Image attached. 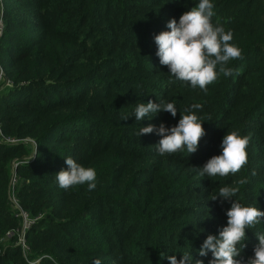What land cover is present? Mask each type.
I'll return each mask as SVG.
<instances>
[{
	"label": "trees",
	"instance_id": "trees-1",
	"mask_svg": "<svg viewBox=\"0 0 264 264\" xmlns=\"http://www.w3.org/2000/svg\"><path fill=\"white\" fill-rule=\"evenodd\" d=\"M211 2L212 23L231 30L243 58L205 93L171 76L154 42L199 0H0L1 82L10 83L0 87V135L19 139L0 140V264H170L184 253L208 264L211 252L198 250L226 226L231 204L211 200L220 187L246 177L233 199L264 211V0ZM149 100L174 103L177 115L136 121V105ZM195 103L206 133L195 153L160 155L157 134L137 135L175 126ZM234 130L250 136L247 165L200 176L193 167L219 155ZM67 157L96 170L94 190L58 186ZM12 172L31 218L24 249L8 201ZM245 231L247 258L264 218Z\"/></svg>",
	"mask_w": 264,
	"mask_h": 264
},
{
	"label": "clouds",
	"instance_id": "clouds-1",
	"mask_svg": "<svg viewBox=\"0 0 264 264\" xmlns=\"http://www.w3.org/2000/svg\"><path fill=\"white\" fill-rule=\"evenodd\" d=\"M213 9L211 0H199L196 6L180 15L178 22L174 18L170 19L166 25L167 31L154 35L155 55L160 65L167 67L168 73L177 80L188 83L193 89L198 87L205 93L207 86L217 80L218 73L224 76L232 74L233 69L227 67L230 61L243 58L242 50L232 43L231 30L226 31L223 25L212 23L215 14ZM202 107V104L195 103L184 108L183 113L187 114L180 113L175 126L166 127L161 123L156 127L148 124L140 127L137 135L157 134L160 139L156 147L160 155L178 153L185 149L188 154L195 153L206 134L202 126L204 120L194 112ZM159 112H168L175 117L177 108L172 102L154 103L149 100L147 103H138L133 115L140 122L145 117L151 119ZM128 118L127 115L122 116V120ZM249 142L250 136L241 135L239 130L227 132L222 138L220 154L211 156L203 166L193 168L198 169L202 177L234 175L248 163ZM65 163L67 169L62 168L56 173L60 188L68 190L83 184H87L89 191L96 188L94 168L85 167L71 157L65 158ZM247 182L245 177L239 179L235 187H220L218 194L211 199L217 201L220 198L221 202L230 200L231 204L226 211V226L219 230L218 235L209 234L198 250L200 256L211 252L212 259L208 264H264V232L255 234L258 243L253 248V254L247 258L241 256V249L245 246V230L261 223L264 218V211L258 207L244 206L233 199L240 191L239 185ZM167 259L170 264H204L202 260H193L190 253H184L179 260L174 255ZM93 264H101L100 259H95Z\"/></svg>",
	"mask_w": 264,
	"mask_h": 264
},
{
	"label": "built area",
	"instance_id": "built-area-1",
	"mask_svg": "<svg viewBox=\"0 0 264 264\" xmlns=\"http://www.w3.org/2000/svg\"><path fill=\"white\" fill-rule=\"evenodd\" d=\"M1 30H2V25H1V22H0V36H1ZM1 78H2V76H1V73H0V81H2ZM4 81H5L6 84H10L9 81H7V80H4ZM0 139L4 140L6 142H9V143L19 141V139L5 138V137H2V135H0ZM15 182L16 181L14 179V174L12 172L11 183H10V193H9L8 201H9L11 214L14 217L18 218V226L15 228L17 240L19 241V243L21 244L22 247H25L24 246V232L29 227L30 222H31V218L29 217L27 212L22 210L20 208V206L16 202V199H15V196H14V193H15V185H14V183Z\"/></svg>",
	"mask_w": 264,
	"mask_h": 264
},
{
	"label": "rangeland",
	"instance_id": "rangeland-1",
	"mask_svg": "<svg viewBox=\"0 0 264 264\" xmlns=\"http://www.w3.org/2000/svg\"><path fill=\"white\" fill-rule=\"evenodd\" d=\"M9 86H10V85H9V84H6L5 81H3V82L0 81V87H9ZM0 140H1V139H0ZM14 185H16V182L14 183ZM17 243L19 244L20 248H22V249L25 248V247H22V246H21V244L19 243L18 240H17ZM24 246H25V245H24ZM36 261H37V259L34 260V261H32V262L35 263Z\"/></svg>",
	"mask_w": 264,
	"mask_h": 264
}]
</instances>
